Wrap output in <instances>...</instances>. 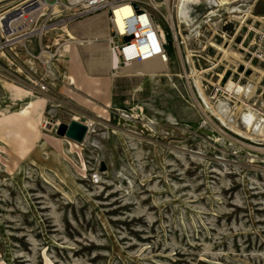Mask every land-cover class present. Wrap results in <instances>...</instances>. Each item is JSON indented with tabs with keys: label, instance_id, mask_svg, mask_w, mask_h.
Wrapping results in <instances>:
<instances>
[{
	"label": "rangeland",
	"instance_id": "374dc122",
	"mask_svg": "<svg viewBox=\"0 0 264 264\" xmlns=\"http://www.w3.org/2000/svg\"><path fill=\"white\" fill-rule=\"evenodd\" d=\"M138 1L164 38L166 72L90 70L105 54L78 47L73 84L80 74L110 81L91 100L73 87L83 98L70 97L48 67L46 118L92 120L81 145L43 130L29 110L18 115L22 90L36 96L46 67L26 66L20 50L14 65L0 54V264H264V136L241 121L246 106L264 119V0H198L188 4V25L177 18L178 0H168L172 20L166 2ZM90 29L103 31L101 20L60 31L85 42ZM56 35L42 40L49 51ZM196 81L211 107L227 105L226 125ZM229 82L249 91L229 98Z\"/></svg>",
	"mask_w": 264,
	"mask_h": 264
},
{
	"label": "built area",
	"instance_id": "2783aa9c",
	"mask_svg": "<svg viewBox=\"0 0 264 264\" xmlns=\"http://www.w3.org/2000/svg\"><path fill=\"white\" fill-rule=\"evenodd\" d=\"M162 1L166 2V17L172 20L173 9L168 0ZM142 4L138 0H0V54L14 65L20 61L17 54L20 50L33 62L46 67L44 75L35 79L34 85L39 93H46L48 88L44 79L53 78L48 67L55 59L56 51L45 48L43 38L54 30L95 17L103 22L106 37H94L92 41L104 42L119 68L152 59L167 64L164 38ZM170 30L174 31L172 23ZM32 42L36 43L35 49ZM34 50L38 51L37 55ZM0 65H4L1 60ZM47 122L52 121L42 118L41 128L56 131L59 124L52 122L49 126ZM88 128L90 132L89 124ZM99 176V172H93L91 184H98Z\"/></svg>",
	"mask_w": 264,
	"mask_h": 264
},
{
	"label": "bare ground",
	"instance_id": "6f19581e",
	"mask_svg": "<svg viewBox=\"0 0 264 264\" xmlns=\"http://www.w3.org/2000/svg\"><path fill=\"white\" fill-rule=\"evenodd\" d=\"M225 1L223 2L222 5H225V4L228 5V3L225 2ZM206 2L209 3V4L211 3L213 6L216 5V0H214L215 3H213V2H211L209 0H206ZM196 3H198V0H178L177 1V3H176L177 4V8H176L177 9V18L180 20V22L185 23L186 25H188V19H189V17H188V12H189L188 4H196ZM230 9H232V8H230ZM129 13H132V11L129 12ZM189 21H191V20H189ZM53 32H57V35H56L55 39H53V42L54 43L57 42V44L55 45V48H54L55 51H56V57L53 60V62H51V66L54 68V70L57 73H59L60 78L67 85H73L72 76L74 74H76V72L80 71L79 68L77 67V61H78L77 60V49H78L77 46L84 47V48H86V50H89V52H99V51H101V52H103L105 54L103 60H96L94 58H91L89 60V63H88L89 66L88 67H89L90 70L98 67V68H101L102 70H104L106 73L107 72H111L112 75H126L127 77H134V76L143 77V76H146V75L155 76V75H157L159 73L161 74V73L166 72V69H167L166 68V64L162 63L158 59H152V60L145 61V62H142V63H135V64H132V65H130L128 67H125V68H119L118 66H116V61L109 54L107 46H105V48H102V47L101 48H97L95 46V43L92 41L93 40L92 38H94V37H100V38L106 37L105 29L103 31L96 30L94 35L93 34H87L86 37H85L86 38L85 42H83L81 40L77 41L75 39V37H73V35L68 30H64L63 32L60 31V30H54ZM93 43H94V45H93ZM2 57H4L3 54H2ZM233 57H234V55H233ZM57 59H59L61 61H64V62H66L68 64V66H69L68 67L69 68V70H68L69 73L68 74H66L65 72H63L61 69H59L57 67V65H56V60ZM235 59H237V58L235 57ZM26 63L32 67L31 59H27ZM195 83H196V85L198 87V90H199V92L201 94V97L204 100L207 108L210 109L211 111H213L214 115L217 116L219 118V120L224 125H226L224 117L226 116V113H227V105L221 101V102H219V104L217 105L216 108L211 107L209 105V103L206 101V99L204 98V96H203V94H202V92H201V90L199 88V85H198L197 81ZM234 83L229 82L227 84L226 89L224 90V92L226 93L225 95L228 96L229 98H232V96L234 94L239 95L241 93H244V92L247 93L249 91V90H247V88L245 90L240 85H237V84H234ZM248 95L249 94H247L246 96H248ZM22 111L23 112L18 114L19 116L25 117L26 115H28V109L27 108L23 109ZM251 111H253V110H251L248 106H246V109H244L243 113L241 114V121H242V124L244 125L243 127H245V129L247 130L248 133H250V132L252 134L259 133L260 135L264 136V134H262L264 132H261V128H260L261 124H264V119H261V117L259 119L255 118V117H257V115L255 116L254 115L255 112H251ZM229 113H230V111H229ZM96 114L99 115V116L101 115L98 110L96 111ZM262 115H264V114H262ZM74 119H77V118L75 117ZM47 124L49 126L53 125L52 122H47ZM88 124H89L90 128H93L94 122L92 120H90ZM262 127H264V125H262ZM233 128H235V127H233ZM232 130H235V129H232ZM90 131H91V129H90Z\"/></svg>",
	"mask_w": 264,
	"mask_h": 264
},
{
	"label": "crops",
	"instance_id": "0c3cea01",
	"mask_svg": "<svg viewBox=\"0 0 264 264\" xmlns=\"http://www.w3.org/2000/svg\"><path fill=\"white\" fill-rule=\"evenodd\" d=\"M102 24H103V22H102ZM103 27H104V25H103ZM95 31H96L95 29H93V31L90 29L88 31V34L94 35ZM71 33L74 35V34H76V31L71 30ZM92 39H94V38H92ZM105 46L106 45H104L103 47H105ZM78 47H80V46H77V48ZM87 53L89 54L88 51H87ZM78 55H79V50L77 49V56ZM89 56H90V54H89ZM56 65L59 69H61L66 74L69 73V71H68L69 66L66 62L57 59ZM77 65H78V61H77ZM74 78H75V84L67 85L64 83V81L60 78V75H59V79H60L59 84H60V86L63 87V89L68 94H70V97L83 98V97H80V96L72 93V91L70 90V89H72V87L81 91L82 93H84L91 100H95V99L101 97L105 91L106 92L109 91L110 81L109 82H103V81L99 80L98 77H91L89 75L87 77H84L83 74L76 75ZM95 80L97 81V84H95V82H94ZM22 92L24 93V94H22V99H23L22 100V104H23L22 109L27 108L29 110V116L32 117L33 120L41 121L42 118H46V114L49 111H52V110H49L50 109L49 107H53L54 105L48 106L46 96L43 95V93H39L36 88L34 91L36 96L34 95L32 97H29V95H30L29 92L23 91V90H22ZM84 99H86V98H84ZM80 117L82 118L83 116L80 115ZM72 118L74 119L75 117L70 116V119L68 120V122L66 124H68L72 120ZM76 118H78V117H76ZM84 118H85L86 122L89 123L90 119L88 117H84ZM23 124L25 126V122H23ZM16 129L20 130V128H16ZM21 129H25V128L23 127Z\"/></svg>",
	"mask_w": 264,
	"mask_h": 264
},
{
	"label": "water",
	"instance_id": "95a60500",
	"mask_svg": "<svg viewBox=\"0 0 264 264\" xmlns=\"http://www.w3.org/2000/svg\"><path fill=\"white\" fill-rule=\"evenodd\" d=\"M126 41L128 38L125 39ZM89 128L88 124L84 117L72 119L68 124H59L56 129V135L65 139L72 141L76 144L81 145L87 134H88ZM106 166L103 162L100 163L99 166V172H105Z\"/></svg>",
	"mask_w": 264,
	"mask_h": 264
}]
</instances>
